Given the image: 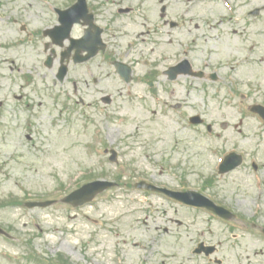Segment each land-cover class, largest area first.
Instances as JSON below:
<instances>
[{
	"label": "rangeland",
	"instance_id": "374dc122",
	"mask_svg": "<svg viewBox=\"0 0 264 264\" xmlns=\"http://www.w3.org/2000/svg\"><path fill=\"white\" fill-rule=\"evenodd\" d=\"M257 3L262 7L264 0ZM23 4L14 2L10 14L21 13ZM21 10L29 16V9ZM259 24L264 26V18ZM15 29L11 22H0V226L13 236H0V264H264V238L251 231L261 192L255 190L249 162L254 153L264 161V134H254V119H241L239 96L225 106L224 99L232 100L228 93L208 99L196 90L187 96L183 84L172 89L159 84L155 92L161 101L182 104L171 109L158 106L145 85L114 88L111 104L84 87L99 103L97 115L89 114V106L79 102L82 94L76 96L71 83L55 81L54 71L44 66L40 39L16 46L11 41L18 37ZM151 38L143 43L146 54L159 63V52L151 49L164 40ZM118 41L124 43L122 37ZM258 57V72L241 67L237 85L244 94L257 89L254 96L263 99V48ZM133 89L131 98L125 96ZM63 102L76 115L62 110ZM76 105L84 109L83 115ZM233 146L248 163L223 177L217 163ZM108 148L117 151L118 162L109 161ZM260 172L264 178V169ZM101 179L119 184L82 207L62 202L25 206L29 201L61 200ZM140 181L201 191L244 216L239 224L247 230L208 221L207 212L135 188ZM262 198L263 210L256 217L264 221V193ZM203 241L216 251L195 254Z\"/></svg>",
	"mask_w": 264,
	"mask_h": 264
},
{
	"label": "flooded vegetation",
	"instance_id": "af4514ba",
	"mask_svg": "<svg viewBox=\"0 0 264 264\" xmlns=\"http://www.w3.org/2000/svg\"><path fill=\"white\" fill-rule=\"evenodd\" d=\"M206 3L207 0H38V11L32 13V18L42 22L43 25L41 34L46 39L44 42L45 65L51 64L53 67L55 64L57 72L60 67L67 66L66 78L72 71L75 76L72 88L77 91V83H82L78 81V78L81 79L83 75L81 64L89 62L98 65L99 53L85 62L79 61L80 58L92 52L97 30L94 27H88V25L84 26L92 21L96 25L101 24L100 22L105 24L100 33L103 47L99 52L102 56L108 54L110 59L107 62L110 65L118 60L116 57L118 55L121 60L130 64L123 62L131 68L133 73V67L139 63L141 53H146L143 43L147 42L151 27H153V34H157V25L162 20L164 24L168 25L167 34L174 39V46H186L189 48L186 54L191 57H199L201 54L199 47L202 48L207 56L204 58L207 63L205 69L209 70L212 66L210 62L214 56L211 48L215 49L225 43L232 47V41H236L239 36L236 32L226 30L225 20L218 13H214L211 18L213 10L210 11ZM0 5L3 6L1 3ZM158 6V16L156 17L157 14L151 16L153 9ZM245 6L248 7L249 4ZM236 20L241 23L238 18ZM131 23L142 25L143 29L137 33L135 28L120 27L130 26ZM70 24H73L71 36L78 40L74 45L63 41L66 40L67 25ZM172 30H174V34ZM118 37L124 39L123 46L118 41ZM149 38L151 39V35ZM54 39L59 40L60 43L54 44ZM168 56L169 54L165 59L172 60L171 55ZM144 64H149L153 72H157L159 69V65H152L148 61H145ZM160 66H163V61ZM213 71L222 73V76L218 84L211 86V89L216 92L220 86L222 89H229L232 93L236 92L237 84L231 80L238 75L239 71L236 66L229 68L225 61L221 63L220 60ZM148 84L149 89H153V82L148 81ZM212 95L208 94L209 98ZM251 99H254L253 92ZM156 103L162 104L158 98H156Z\"/></svg>",
	"mask_w": 264,
	"mask_h": 264
},
{
	"label": "water",
	"instance_id": "95a60500",
	"mask_svg": "<svg viewBox=\"0 0 264 264\" xmlns=\"http://www.w3.org/2000/svg\"><path fill=\"white\" fill-rule=\"evenodd\" d=\"M112 185L108 182H93L90 184L85 185L81 189L77 190L73 194L70 195L66 200L72 202L74 205L82 204L86 201L91 200L97 193L101 192L106 187ZM174 194V193H173ZM178 198L183 199L182 194L176 193ZM44 203H42L43 205Z\"/></svg>",
	"mask_w": 264,
	"mask_h": 264
}]
</instances>
